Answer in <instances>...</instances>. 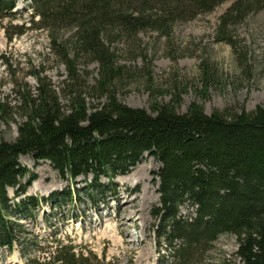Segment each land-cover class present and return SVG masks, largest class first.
<instances>
[{"label":"trees","instance_id":"trees-1","mask_svg":"<svg viewBox=\"0 0 264 264\" xmlns=\"http://www.w3.org/2000/svg\"><path fill=\"white\" fill-rule=\"evenodd\" d=\"M14 1L0 0V19ZM225 1L28 0L30 18L37 16L36 28L46 31L67 71L69 81L63 88L68 100L63 110L55 90L38 73L34 74L35 92L15 81V112L22 120L14 140H0V248L10 252L16 246L24 264H107L56 238L46 252L36 235L16 237V231L25 229L9 213L32 218L40 198L24 196L9 204L5 189L22 193L34 179L19 164V155L47 160L69 181L91 174L101 194L105 187L99 186V174L109 177L110 183L115 173H125L148 152L159 163L158 202L150 215L157 245H164L169 253L168 264H196L222 234L234 237V253L240 260L222 264H264V107L207 114L192 102L180 113L173 106L178 103L173 93L170 102L152 101L148 112L122 103L114 90L131 74L117 62L110 45L114 38H131L145 31L166 36L173 21L209 12ZM259 10L264 12V0H231L219 16L217 40L232 44L222 33L225 27ZM62 27L72 31L63 45L55 44ZM81 59L97 64V78L87 91L103 97L100 104L88 107L76 85L75 64ZM8 108L0 100L4 121ZM182 205L192 210L183 215Z\"/></svg>","mask_w":264,"mask_h":264},{"label":"rangeland","instance_id":"rangeland-1","mask_svg":"<svg viewBox=\"0 0 264 264\" xmlns=\"http://www.w3.org/2000/svg\"><path fill=\"white\" fill-rule=\"evenodd\" d=\"M230 1L190 19L173 21L166 36L145 31L131 38H114L110 45L117 62L131 73L122 84L114 85L116 98L148 112L152 101L170 102L173 93L178 100L173 106L180 113L192 102L207 114L264 107V12L251 11L242 21L226 26L222 33L230 37L232 44H228L217 40L221 36L217 27ZM29 10L28 0H15L13 8L0 19V100L9 107L6 121L0 115V140H14L22 120L15 112V81L35 92L34 74L38 73L55 90L61 108L67 105V90L63 88L69 81L67 71L46 31L36 28L37 16L30 18ZM20 28L22 33H17ZM71 31L62 27L55 44L63 45ZM75 65L76 85H80L88 107L102 103L103 97L87 91L97 78V64L81 59ZM18 162L34 174V179L22 193L7 187L9 204L24 196L40 200L32 210V218L9 213V218L19 220L25 229L16 231V237L36 235L46 252L56 238L72 245L75 251L95 254L107 264L169 263L168 251L164 245H157L155 220L150 215L158 202L159 163L148 152L125 173H115L110 183L109 177L99 174V186L105 187L101 194L91 174L69 181L60 177L47 160L23 154L18 156ZM190 210L188 205L179 208L183 215ZM211 246L196 264L240 262L234 253L236 241L232 235L218 236ZM18 255L16 246L11 252L1 247L0 264H24Z\"/></svg>","mask_w":264,"mask_h":264},{"label":"water","instance_id":"water-1","mask_svg":"<svg viewBox=\"0 0 264 264\" xmlns=\"http://www.w3.org/2000/svg\"><path fill=\"white\" fill-rule=\"evenodd\" d=\"M240 261V260H239Z\"/></svg>","mask_w":264,"mask_h":264}]
</instances>
